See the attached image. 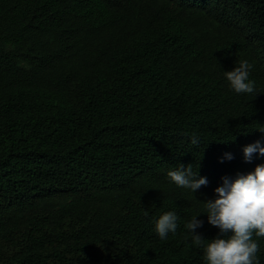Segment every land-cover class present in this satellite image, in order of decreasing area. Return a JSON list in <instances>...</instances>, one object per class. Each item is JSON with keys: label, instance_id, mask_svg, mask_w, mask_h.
<instances>
[{"label": "trees", "instance_id": "trees-1", "mask_svg": "<svg viewBox=\"0 0 264 264\" xmlns=\"http://www.w3.org/2000/svg\"><path fill=\"white\" fill-rule=\"evenodd\" d=\"M259 129L264 0H0V264H205L185 225L216 237L205 201L264 164ZM189 164L195 193L167 176Z\"/></svg>", "mask_w": 264, "mask_h": 264}, {"label": "clouds", "instance_id": "clouds-1", "mask_svg": "<svg viewBox=\"0 0 264 264\" xmlns=\"http://www.w3.org/2000/svg\"><path fill=\"white\" fill-rule=\"evenodd\" d=\"M253 65L242 60L233 70L225 71L230 88L236 93H258L255 81L249 79ZM264 134V129H259ZM192 145H198L200 138L194 133L190 137ZM244 159L251 162L254 153L264 155V146L259 140L243 149ZM228 159L232 156L225 153ZM167 176L171 182L193 193L207 185L205 177L192 170V164L169 169ZM216 197L205 201L204 213L208 223L219 229L214 238H205L196 231L203 221L193 216L185 225L193 243L202 248L205 264H259L257 253L260 244L257 238H264V164H257L253 171L238 174L235 179L223 178L221 186L215 188ZM179 217L175 211H167L155 221V231L161 239L176 233Z\"/></svg>", "mask_w": 264, "mask_h": 264}]
</instances>
